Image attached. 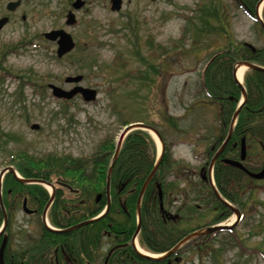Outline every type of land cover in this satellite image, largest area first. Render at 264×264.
I'll use <instances>...</instances> for the list:
<instances>
[{
  "label": "rangeland",
  "instance_id": "1",
  "mask_svg": "<svg viewBox=\"0 0 264 264\" xmlns=\"http://www.w3.org/2000/svg\"><path fill=\"white\" fill-rule=\"evenodd\" d=\"M9 1L16 0H0V17H9L0 29V171L21 152L89 157L106 137L118 141L124 120L140 121L158 129L176 160L169 179L181 175V192L167 204L169 213L176 214L186 201L189 209L179 213L187 229L236 219L229 214L218 221L228 211L206 192L201 201L192 185L206 171L209 148L221 132L216 104L198 94L207 60L241 42L264 45L263 31L239 5L233 0H122L119 11H111L109 0H84L73 11L76 24L66 26L73 0H20L14 11L6 9ZM52 29H64L75 42L60 59L56 44L43 38ZM77 74L84 77L82 86L97 90L95 101L64 102L46 88L54 83L69 89L72 84L63 79ZM254 148L264 156L259 144ZM250 185L238 201L245 216L233 229L247 247L264 249V179ZM16 208L7 230L13 249L27 246L39 224L37 215L22 212L21 203ZM110 244L104 243L102 255ZM210 244L218 255L193 247L177 264H264L259 255L243 256L227 231L210 236Z\"/></svg>",
  "mask_w": 264,
  "mask_h": 264
},
{
  "label": "trees",
  "instance_id": "2",
  "mask_svg": "<svg viewBox=\"0 0 264 264\" xmlns=\"http://www.w3.org/2000/svg\"><path fill=\"white\" fill-rule=\"evenodd\" d=\"M233 1L243 7L257 24H260L255 14V5L259 0ZM262 21L264 22V5ZM3 54L5 56L7 53ZM239 62H249L264 67V45L255 47L241 43L235 48L218 50L209 57L201 74L198 94L205 95L210 102L216 104L223 130L227 129L241 98L239 85L232 75L234 67ZM244 87L247 98L236 119L225 154L236 157L238 153L232 144L238 143L244 137L248 147L244 164L250 170H257L264 156H259L251 146L259 144L264 152V71L247 69L244 75ZM130 122L124 120L123 125ZM115 147L113 138L106 137L89 157L55 152L33 156L21 152L12 157L10 165L22 177L42 179L55 186V196L47 217L52 227L64 229L97 217L105 207L108 168ZM208 153H211L210 148ZM155 158L156 146L149 133L142 129L130 131L122 142L111 171L108 211L96 220L70 232L49 230L39 218L37 233L27 246L13 249L11 243H8L4 252L5 264H19L21 261L25 264H85L86 262L97 264L106 258L107 252L104 255L100 253L106 240L111 243L110 245L122 244L110 254L108 264H177L173 257L180 256L179 261L181 254L193 247L199 251L207 249V253L211 252L213 256L218 255V249L213 244L206 246L210 236L196 237L175 253L159 259L140 255L131 246L130 242L137 225V201L141 188L153 169ZM175 162L176 160L172 159L165 147L158 169L142 196L141 228L137 239L142 248L155 254L168 251L185 235L194 231L181 225L186 219L179 212L184 208L189 209L186 201H183L177 208L176 214L170 219H166L160 210V202H162L165 212L168 213L166 206L172 201L170 193H173L175 198L181 192L178 177L168 180ZM174 173H178V170ZM4 176L1 189L2 202L8 214L7 227H9L16 206L24 196L27 195L34 203H38L40 210L47 202L49 194L42 185L21 183L9 172ZM177 176L181 177L180 174ZM199 180V183L192 185L198 196L200 194L202 200L205 198L202 193L206 192L207 195L213 196L211 186L202 179ZM214 180L220 193L235 203L250 191L251 183H257L243 171L221 161L216 162L214 166ZM59 182L67 184L75 191L59 185ZM182 194L189 199L187 192L184 191ZM216 204L220 206V210H225V207L217 201ZM238 207L244 217L243 204L238 203ZM229 214L231 211L222 214L218 221ZM2 220L0 208V225ZM198 225L194 228H198ZM260 227L261 224L258 225V228ZM227 233L231 234L239 244L243 256L246 254L247 258H250L259 255L264 258L262 247L258 245L247 247L234 229L227 230Z\"/></svg>",
  "mask_w": 264,
  "mask_h": 264
},
{
  "label": "water",
  "instance_id": "3",
  "mask_svg": "<svg viewBox=\"0 0 264 264\" xmlns=\"http://www.w3.org/2000/svg\"><path fill=\"white\" fill-rule=\"evenodd\" d=\"M110 2H111V9L112 10H119L120 9L122 0H111ZM19 4H20V1L19 0H17V1H10V2L7 3L6 8L8 10H14ZM82 5H83V2L81 0H76L72 4V6L74 8H79ZM256 10H258V7H257ZM7 21H8V17H6V16L0 18V29L5 25V23ZM74 22H75L74 15L72 13H69L67 15L66 23L67 24H73ZM261 27H262V30L264 31V24L263 23L261 24ZM43 35H44V37L47 40L56 42V44H57L56 54H57V57H59V58L62 57V56H64L65 54H67L68 52H70L74 48L75 43H74L71 35L68 32H66L65 30H63V29H53V30H50V31L45 32ZM240 65H245L246 68H254V69H258V70L264 71V68L259 67V66L254 65V64H251V63H248V62L239 63L237 65V67L234 69L233 76H234L235 80L240 85V89H241V92H242V95H243V101L241 102V104L238 106V108L234 112L232 122H234V120L236 119V117H237V115H238V113H239V111H240L243 103L246 100V91H245L244 87L242 86V84L236 78V70L238 69V67ZM82 78H83V76L80 75V74L74 75V76H67V77H65L64 82L65 83H76L77 84V83H79L82 80ZM48 86L51 89L52 94L55 97H57V98L70 99V98L74 97L75 95L80 94L85 101H93V100L96 99V90L95 89L83 87V86H81L79 84L75 85L70 90H66V89H64V88H62L60 86L54 85V84H49ZM31 128L37 129L38 128V125L37 124L31 125ZM137 128L153 131L155 133L156 137L159 139V141L161 143V151H160L159 157L157 158V160L155 162V165H154L151 173L147 177V179H146V181H145V183H144V185H143V187L141 189L140 196L143 194V192H144L147 184L150 182L151 178L155 174V172L157 170V167H158V165H159V163L161 161V158H162V155H163V152H164V145L162 143V140H161V137H160L159 133L154 128H152V127H150L148 125H145L143 123H140V122L131 123V124L125 126L122 129V131H121V133L119 135V139H118V143L116 145V149H115V153H114V156H113V160L111 161L110 166L108 168L107 185H106L107 205H106V209L104 211L105 213L107 212V210L109 208V204H110V200H109L110 199L109 198L110 174H111V170L113 168L114 162H115V160L117 158V155H118V152H119L121 143L123 141V138L125 137V135L129 131H131L133 129H137ZM231 130H232V126H231L230 131ZM228 139H229V137L224 141L223 145L217 151V153L215 154L212 162L221 153V151L223 150V148H224L225 144L227 143ZM245 156H246L245 141H244V139H242V141H241L240 159L239 160L224 159L223 161L226 164H229L231 166H235L237 168H240V169L244 170L250 177H252L254 179H262V178H264V165L258 171H249L242 164V160L245 159ZM212 162H211V165H212ZM5 172H10L17 179H19V181H21V182L45 183L42 180L35 179V178H25V179L24 178H20V177H18L16 171L12 167H7V168H4L3 170L0 171V190H1V177L3 176V174ZM211 184H212V182H211ZM51 188H52V193H51L50 198H49V201H48V203L45 206V209L43 211V221L45 222L44 224H45V226L48 229L53 230L55 232H68V231L74 230V229L82 226L85 223H88V222H91L92 221V220H88V221L82 222L80 224H77V225H74V226H71V227L62 229V230H60V229H53L50 226H48V224L46 223V220H45V215H46L47 208L50 205V203L52 202L53 197H54V188L52 186H51ZM213 191H214V194L216 195V197H218L229 209H231L233 211V213L236 215V220H238L239 217H240L239 210L237 208L231 206L224 199H222L221 196H220V194L218 193V191L216 190V188L214 186H213ZM0 206H1V209H2V214H3V219H4L3 220L2 229H0V234H1L4 231V229H5L6 225H7V214H6V212L4 210V207L2 205L1 193H0ZM22 206H23V209H24L25 212H27V213H31L32 212L31 210H28V208L26 206V199L23 200ZM140 224H141V214H140V198H139L138 204H137V227H136L134 236H136L137 233L139 232ZM233 225L234 224H232V225L217 224V225L208 226V227H206L204 229H201L199 231H195V232L191 233L190 235H187L186 237H184L181 241H179L177 243V245L170 252H168L167 254H169V253L173 252L175 249L179 248L181 245H183L186 241H188L192 237L199 236V235H202V234H210V233H213V232L218 231V230H224V229L232 228ZM5 245H6V238L3 239L2 243H1V246H0V264H4V261H3V251H4V248H5ZM111 251H112V249L109 251L108 255L111 253ZM143 255L144 256H147V257H152V256L147 255V254H143ZM152 258H156V257H152Z\"/></svg>",
  "mask_w": 264,
  "mask_h": 264
},
{
  "label": "flooded vegetation",
  "instance_id": "4",
  "mask_svg": "<svg viewBox=\"0 0 264 264\" xmlns=\"http://www.w3.org/2000/svg\"><path fill=\"white\" fill-rule=\"evenodd\" d=\"M72 86H73V85H72ZM221 144H222V141L218 144L217 147L212 146L213 155L215 154V152L217 151V149L221 146ZM233 147L237 149V147H238V146H237V143H234V144H233ZM215 148H216V149H215ZM224 150H225V148H224ZM224 150H223V151H224ZM223 151H222V153L219 155V157L217 158L216 161H218V160H222L223 158H226V157L223 155ZM213 155H212V157H213ZM212 157H211V158H212ZM209 164H210V163H209ZM208 166H209V165H208ZM207 168H208V167H207ZM201 177H202L203 180L206 181V178H205V171H203V172L201 173ZM158 188H159V187H158V185H157V189H158ZM26 197H27V205H28V208L31 209V210H34L35 213H36L37 210H38V208H39V207H37V206H39V204H38V203H34V202L29 198V196L26 195ZM170 198H171V193H170ZM44 205H45V204H44ZM44 205H43V207H44ZM33 214H34V213H33ZM163 214H164V216H165L166 219H170V218H172V215L169 214V212L166 213L165 211H163ZM4 234H6L7 237L9 236L8 231H6ZM2 237H3V235L0 236V240L2 239ZM120 245H122V244H116L117 247H115V249L119 248ZM113 246H115V245H110L109 248H108V250H110ZM115 249H113V251H114ZM108 250H107V251H108ZM108 252H109V251H108ZM111 253H112V252H111ZM106 256H107V255H106ZM104 261H105V259H104ZM104 261H103V264H104ZM23 264H24V263H23ZM85 264H89V262H86ZM107 264H108V261H107Z\"/></svg>",
  "mask_w": 264,
  "mask_h": 264
},
{
  "label": "bare ground",
  "instance_id": "5",
  "mask_svg": "<svg viewBox=\"0 0 264 264\" xmlns=\"http://www.w3.org/2000/svg\"><path fill=\"white\" fill-rule=\"evenodd\" d=\"M245 69H246L245 65H240V66L238 67V69L236 70V77H237V79H238L239 81L242 80ZM152 136L155 138L156 143H157V145H158V150L160 151L161 144H160L158 138L155 136V134H154L153 132H152ZM106 195H107V194H106ZM234 220H235V217L233 216V217H231V218L229 219V221H228L227 223H225V224H226V225H230V224H232V223L234 222ZM138 250H139L141 253H146V252H144L142 249H140L139 247H138Z\"/></svg>",
  "mask_w": 264,
  "mask_h": 264
}]
</instances>
